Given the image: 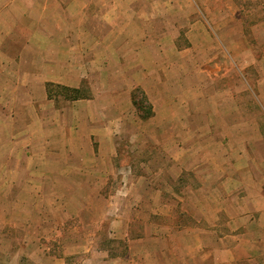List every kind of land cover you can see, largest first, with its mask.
I'll return each instance as SVG.
<instances>
[{
	"label": "rangeland",
	"instance_id": "1",
	"mask_svg": "<svg viewBox=\"0 0 264 264\" xmlns=\"http://www.w3.org/2000/svg\"><path fill=\"white\" fill-rule=\"evenodd\" d=\"M11 1L1 0L0 6V56L5 57L0 67V264H38L42 248L58 255L63 239L46 236L48 230L56 235L84 228L96 230L97 247L110 250V258L123 256L127 242L108 236L119 214L132 221L134 236L148 218L150 224L168 225L174 230L191 225V216L201 212L195 203H189L191 193L185 188L187 184L201 186L207 177L177 172L171 155L193 153V166L213 169L219 164L224 165L223 172L233 158L248 154L254 159L255 177L248 174L247 178L263 182L264 95L252 93L254 88L258 94L264 89L253 85L260 81L261 70L257 64L236 63L234 56L257 57L264 54V48L221 45L228 27L234 26L233 22L225 24L233 17L223 14L235 9L232 2L163 0V10L173 14L152 22L154 30L134 31L132 24L137 26L140 17L130 13L127 17L131 22L124 32H93L97 39L108 34L113 46L90 48L93 33H79L73 25L61 23L65 18L54 8V0H34L38 6L33 8V19L41 17L44 25L34 26L23 39V33L10 24V14H14L9 11ZM142 1L130 3L141 6ZM263 2L241 0L245 11ZM261 15L244 12L243 20L250 22L247 27L243 24L247 40L253 37L254 22L261 20ZM141 18L149 23V17ZM234 19L238 22V16ZM258 39L264 40V33ZM29 52L39 60L28 62ZM48 52L65 55L62 65L66 73L79 75L82 99L66 100L56 93L43 98L44 80L35 81L31 75L41 71L38 61ZM77 58L81 63L71 64ZM45 67L56 70L53 63ZM136 88L145 93L152 107L153 115L147 120L133 103ZM239 114L245 123L241 135L235 127L241 119ZM250 122L259 126L255 144L248 143L256 139ZM86 139L104 157L106 150H99L97 140L113 141L116 156L80 161L75 153L80 150L86 155ZM51 145L53 153L48 152ZM61 151L63 158H57ZM181 158L184 164L189 162L188 157ZM242 162L237 165L240 169L244 168ZM89 169L99 174L86 175ZM161 169L164 173L159 176L156 173ZM209 176L213 181L214 176ZM164 184L168 190L175 188L173 193L166 192V200L182 199L174 208V218L165 220L154 214L158 213L154 203L141 209L139 203H133L139 196L152 200L153 189ZM211 198L221 203V193H212ZM164 204L171 208L175 203ZM225 217L222 215L223 221Z\"/></svg>",
	"mask_w": 264,
	"mask_h": 264
},
{
	"label": "crops",
	"instance_id": "2",
	"mask_svg": "<svg viewBox=\"0 0 264 264\" xmlns=\"http://www.w3.org/2000/svg\"><path fill=\"white\" fill-rule=\"evenodd\" d=\"M115 1L116 0H54L53 6L59 12V16L65 18L60 20V22L70 26L73 25L74 30L79 33H97L99 31L111 33L114 30L124 32L127 30L125 26L131 22L127 17L130 13L132 17L133 15L140 17L137 26L133 24L132 26L134 27V31L141 33L147 30H154L155 25H151V23L156 22L161 16L173 14L172 11L163 10V0H143L141 6L131 4L130 0L129 2L125 0V3H116ZM229 2L233 3L235 9L232 11H224L223 14L225 16L233 17L231 20L227 19L225 24L233 22L234 26L231 29L228 27V34L224 36V38H221V41L224 42L221 43V45L235 49L249 46L264 48V40L259 41L258 39L259 35L264 33V2L260 6L253 7L248 11L242 8L241 0H221V5L222 3L226 5V3ZM1 4L0 0V6ZM8 6L9 11L15 14H10L11 16L13 15L10 24L15 31L23 33V36L21 35L22 38L26 36V33L33 31L34 26L41 27L44 25V21L41 17H37V20L35 18L33 19V8L38 6L34 0H14L11 1ZM244 12L255 16L262 14V19L258 22H254L256 24H254L255 26L252 28L253 37L250 39L253 40V38H255L253 43H251V40H247V37L244 35L247 28H244L243 24L247 27L250 23L248 20H243ZM143 16L149 17L148 22L150 24L147 23L146 18H141ZM234 16H238V22L235 21ZM114 17L116 18L114 19ZM152 18L154 19L151 20ZM235 25H239V27L236 28ZM94 33L90 35L92 39V41L89 42L90 48H108L109 46H113V39L108 34L102 39H97ZM221 33H223L222 30ZM1 41L2 38L0 35V46L2 45ZM83 45V42H81L80 47H83ZM239 53H243L242 50H240ZM81 54H79V56ZM42 55L43 58L38 61L42 65L41 71L32 74L31 79L39 82L40 80H44L42 86L43 98L47 96L46 87L48 83L63 84L68 87L71 86V88H79L81 80L79 75L66 73L64 69L65 66L62 65L65 63V60H63L65 59V55L58 53V55L52 56L49 52L43 53ZM26 57L29 60L28 62L31 63L35 61V59L39 60V57L36 56L35 53L33 54V52H29ZM234 57L236 63L257 64L261 70L260 81L253 85L259 89L260 86L264 87V54L258 55L257 57L246 56L245 59H242V57L238 55ZM2 59H5V57L0 56V67ZM73 60V63H71L73 65L81 63L79 58ZM49 63L55 64L56 70L53 67V71H51L50 68L46 69L45 65ZM146 88L148 89L149 87L145 86V89ZM254 90L252 89L254 95H264V89L262 93L259 94ZM236 118H238V116ZM239 118L241 119L235 123V127L239 129L237 134L241 135V129L244 128L245 123H243L240 114ZM249 127L253 128L252 134L256 139L251 138L248 143L255 144L259 137L258 123L250 122ZM97 141L101 144L99 150L102 152L103 149L106 150V153L103 152L105 157L100 151L97 153L95 152L92 146L93 143L89 141V139H86V155H83V153L78 150L75 156L80 161L86 158L93 160L97 157L100 159L104 157L106 158L105 160L108 158L114 159L116 153L113 141H105L104 143L99 140ZM102 144H104V147ZM47 147H49V144ZM48 152L53 153L52 145ZM61 153H56L58 156L57 158L63 155V151H61ZM247 155H241V159H234L232 157L233 161L225 166L226 170L223 172L224 165L214 164L213 169L193 166V160L195 159L193 153L175 154L169 157L173 162V168H175L177 172H195L197 176L201 173L203 174L202 176L207 177L201 186L187 184V188H185L187 192L189 189L191 193L190 197L192 200L189 203H195L194 207H197V212H201V215L195 217L191 216L194 220L191 222V225L183 229L174 230L168 225L163 227L150 224L148 223V218L146 222L143 223L139 235L134 236L131 234L132 221L127 218L125 214H119L117 219H114L113 223H111L110 229H113V231H109L108 236L115 240L127 242V250L125 255L116 258H110V250L100 248L99 246L97 247L96 241L99 239V233L96 230L89 231L84 228L83 231L60 232L57 233V235L54 231L48 230L46 231V236L52 234L53 237H62L63 246H59L60 252L58 255L51 254L49 248H42L39 258L40 263L38 264H75L76 261L74 260H77V264H264V180L262 182L261 179L257 180V178H251V180H249L247 178L248 174L255 177V171L253 169L254 163L251 162L254 159ZM181 156L188 157L187 159L189 162L184 164ZM204 158L205 157L202 156L201 160L204 161ZM208 158L209 157H207V159ZM241 162L244 168L240 169L237 165L241 164ZM248 163L250 168H248ZM220 168L221 173H219ZM175 169H173V171ZM162 173H164V170L161 169L156 174L161 176ZM87 174L94 176L95 174H99V171L89 169L86 172V175ZM209 174L214 176L213 181L209 180ZM178 176L180 177V175ZM79 180L81 183L82 178ZM131 184L133 186V183ZM168 188L166 184L162 185L160 188H154L152 200H147L143 198V196H139V201L133 203H139L140 209L154 203V210L158 209V213L154 212V214L167 220L172 217L175 211L174 208H177L182 202L180 198H176L177 200L170 199L171 202L166 200V192L169 191L168 193H173L175 191V188L173 189L171 187L170 190H168ZM130 190H132V188H130ZM143 193L145 192L143 191ZM210 193L211 195L212 193L216 195L221 193V203L215 198L212 200ZM129 203H132V201ZM164 203L175 204L172 206L173 208H167ZM204 209L206 210L204 211ZM222 215H226L224 221L222 220ZM174 216L172 218H174ZM140 217L142 218V215H140Z\"/></svg>",
	"mask_w": 264,
	"mask_h": 264
},
{
	"label": "trees",
	"instance_id": "3",
	"mask_svg": "<svg viewBox=\"0 0 264 264\" xmlns=\"http://www.w3.org/2000/svg\"><path fill=\"white\" fill-rule=\"evenodd\" d=\"M47 93L49 98H52L53 93H56L57 96H61L64 99L71 101H75L83 98L82 90L80 88H71V87L58 85V84L55 85L51 83L47 84ZM138 93H141L142 95L141 99H138ZM132 100L135 106L137 107L143 120H147L152 117L153 115L152 107L145 93L141 89L139 88L135 89V91L132 94Z\"/></svg>",
	"mask_w": 264,
	"mask_h": 264
}]
</instances>
